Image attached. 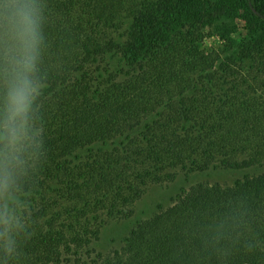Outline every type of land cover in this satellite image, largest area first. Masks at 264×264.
<instances>
[{
	"label": "trees",
	"instance_id": "trees-1",
	"mask_svg": "<svg viewBox=\"0 0 264 264\" xmlns=\"http://www.w3.org/2000/svg\"><path fill=\"white\" fill-rule=\"evenodd\" d=\"M195 2L0 0V264H264L255 172L196 183L98 250L148 185L264 166L261 80L172 31Z\"/></svg>",
	"mask_w": 264,
	"mask_h": 264
},
{
	"label": "rangeland",
	"instance_id": "rangeland-1",
	"mask_svg": "<svg viewBox=\"0 0 264 264\" xmlns=\"http://www.w3.org/2000/svg\"><path fill=\"white\" fill-rule=\"evenodd\" d=\"M192 5L181 7V18L172 26V31L194 33L191 38L200 41L204 47L222 50L224 55L242 66L249 79H260L256 96L263 102L264 73L257 75L256 69L257 57H264V18L255 14L245 0H198ZM255 5L264 13V0H256ZM193 26L197 27L196 32ZM253 172L264 173V166L246 171L217 170L206 174L186 175L180 172L173 182L148 185L130 219L113 221L104 226L98 250L108 252L121 247L123 240L139 221L167 208L173 199L192 185L199 182L232 184L244 173Z\"/></svg>",
	"mask_w": 264,
	"mask_h": 264
},
{
	"label": "clouds",
	"instance_id": "clouds-1",
	"mask_svg": "<svg viewBox=\"0 0 264 264\" xmlns=\"http://www.w3.org/2000/svg\"><path fill=\"white\" fill-rule=\"evenodd\" d=\"M21 14L23 15L25 21H28V14L27 13H21ZM26 91H27V83H25V86L20 91V93L14 96L13 98V103L17 106V110H19L24 104V100L26 99Z\"/></svg>",
	"mask_w": 264,
	"mask_h": 264
}]
</instances>
